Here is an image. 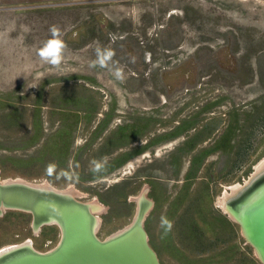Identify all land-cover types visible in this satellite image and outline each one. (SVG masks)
<instances>
[{
    "label": "rangeland",
    "instance_id": "obj_1",
    "mask_svg": "<svg viewBox=\"0 0 264 264\" xmlns=\"http://www.w3.org/2000/svg\"><path fill=\"white\" fill-rule=\"evenodd\" d=\"M53 26L55 65L38 55ZM263 158L264 0H0V180L96 204L102 240L145 198L161 264H262L216 201ZM60 239L29 213L0 216V248Z\"/></svg>",
    "mask_w": 264,
    "mask_h": 264
},
{
    "label": "water",
    "instance_id": "obj_2",
    "mask_svg": "<svg viewBox=\"0 0 264 264\" xmlns=\"http://www.w3.org/2000/svg\"><path fill=\"white\" fill-rule=\"evenodd\" d=\"M148 200L141 203L133 222L106 239L97 236V205L77 200L71 192L43 187L20 179L0 180V216L6 210L32 215L35 231L46 225L61 230L59 244L39 252L33 244L6 250L0 264H161L145 229ZM231 214L264 264V170L252 176L227 199Z\"/></svg>",
    "mask_w": 264,
    "mask_h": 264
},
{
    "label": "clouds",
    "instance_id": "obj_3",
    "mask_svg": "<svg viewBox=\"0 0 264 264\" xmlns=\"http://www.w3.org/2000/svg\"><path fill=\"white\" fill-rule=\"evenodd\" d=\"M51 37L43 43L41 48L38 50L39 57L51 64H59L62 60L64 42L58 36V30L55 26L50 29ZM113 53L109 50H104L103 52L98 53V58L94 64H99L104 66L105 63L111 58ZM114 74L117 79L122 78L121 72L119 69L114 70ZM93 171L99 170L103 167V164L97 161H93ZM162 224L166 226V229L171 228V223L166 219L162 220Z\"/></svg>",
    "mask_w": 264,
    "mask_h": 264
},
{
    "label": "bare ground",
    "instance_id": "obj_4",
    "mask_svg": "<svg viewBox=\"0 0 264 264\" xmlns=\"http://www.w3.org/2000/svg\"><path fill=\"white\" fill-rule=\"evenodd\" d=\"M174 14V13H173ZM147 154V153H146ZM132 163V162H131ZM132 165V164H131ZM136 165V164H135ZM133 167H134V164H133ZM255 170H256V172L254 173V175H257V174H259L261 171H263L264 170V158L256 165V167H255ZM43 187H50L51 185H49L48 183H43V184H41ZM244 185L243 184H240V183H238V184H234V185H230V186H226L225 187V191L223 192V194L220 196V197H218V199H217V201H216V205L219 207V208H221L226 214H228L229 213V215L231 216V217H234L232 214H231V212H230V210H229V208H228V206H227V199H228V196L230 195V191H237V190H240L242 187H243ZM71 192H73L72 190H71ZM140 210V209H139ZM235 218V217H234ZM236 219V218H235ZM123 231V230H122ZM122 231H119V232H122ZM118 232V233H119ZM118 233H116V234H118ZM116 234H114V235H116ZM32 243V240H28V241H26V242H23V243H21V244H11V245H6V246H3V247H1L0 248V257L2 256V253L3 252H5L6 250H10V249H13V248H15L16 246H21V245H24V244H31Z\"/></svg>",
    "mask_w": 264,
    "mask_h": 264
},
{
    "label": "trees",
    "instance_id": "obj_5",
    "mask_svg": "<svg viewBox=\"0 0 264 264\" xmlns=\"http://www.w3.org/2000/svg\"><path fill=\"white\" fill-rule=\"evenodd\" d=\"M35 129H36V134H38V133H39V130H38L37 126H36ZM63 131H64V135L61 134V135L59 136V137H61L62 140H64V137L67 136V135H65V134H67V130H66V131L63 130ZM61 132H62V131H61ZM61 132H60V133H61ZM62 133H63V132H62ZM35 139H36V137H35ZM56 141L59 143L61 140H57V139H56Z\"/></svg>",
    "mask_w": 264,
    "mask_h": 264
},
{
    "label": "crops",
    "instance_id": "obj_6",
    "mask_svg": "<svg viewBox=\"0 0 264 264\" xmlns=\"http://www.w3.org/2000/svg\"><path fill=\"white\" fill-rule=\"evenodd\" d=\"M35 132H36V130H35ZM36 134V133H35ZM66 135V134H65ZM57 140H61V137H58V138H56ZM56 141V140H55ZM64 141H68V139L66 138V136L64 137ZM64 155V154H63ZM68 158V157H67ZM72 160V155H71V157H70V161Z\"/></svg>",
    "mask_w": 264,
    "mask_h": 264
},
{
    "label": "flooded vegetation",
    "instance_id": "obj_7",
    "mask_svg": "<svg viewBox=\"0 0 264 264\" xmlns=\"http://www.w3.org/2000/svg\"><path fill=\"white\" fill-rule=\"evenodd\" d=\"M26 213V212H25ZM48 226H51V225H48ZM32 244H33V241H32Z\"/></svg>",
    "mask_w": 264,
    "mask_h": 264
}]
</instances>
